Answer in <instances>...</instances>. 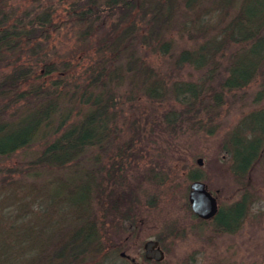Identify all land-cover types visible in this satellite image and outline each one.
Listing matches in <instances>:
<instances>
[{
  "label": "trees",
  "instance_id": "16d2710c",
  "mask_svg": "<svg viewBox=\"0 0 264 264\" xmlns=\"http://www.w3.org/2000/svg\"><path fill=\"white\" fill-rule=\"evenodd\" d=\"M13 13L0 5V62L12 65L0 75V163L18 153L21 160L0 167V220L17 233L21 219L31 225L39 213L30 264H93L108 242L98 192L111 171H122L121 160L131 159L127 152L137 140L134 131L131 140L106 152L123 106L162 107L171 96L186 113L197 104V111L206 110L200 106L209 95L214 105L222 104L227 93L264 75V0H71L62 9L38 4ZM64 22L73 26L74 39L89 44H82L88 53L57 62L35 40H49L53 27L58 31ZM19 51L26 54L11 58ZM184 68L201 75L198 82L179 80ZM177 116L163 114L167 128ZM134 120L143 122L142 111ZM225 143L233 174L240 177L264 150V105L245 115ZM52 170L62 173L48 189L33 187ZM248 198L243 193L219 211L217 230L237 231ZM50 208L59 213L52 222ZM115 244L104 250L117 254Z\"/></svg>",
  "mask_w": 264,
  "mask_h": 264
},
{
  "label": "rangeland",
  "instance_id": "374dc122",
  "mask_svg": "<svg viewBox=\"0 0 264 264\" xmlns=\"http://www.w3.org/2000/svg\"><path fill=\"white\" fill-rule=\"evenodd\" d=\"M69 1L64 0L61 4L60 0H0V5L12 12L14 10L13 15L19 16L23 10H33L38 4L62 9ZM64 23L66 26L63 25L58 31L53 27L49 40H35L41 42L42 54L45 52L48 57L57 58V62L58 59H79L84 52L88 53V47L82 46L86 42L80 44L74 39L73 26ZM177 42L182 44L184 40ZM25 51L21 54L19 51L11 58L22 56L26 54ZM21 59L18 60L20 64L24 58ZM18 63L12 64L17 66ZM11 66L6 67V63L1 61L0 75L3 70H10ZM156 66L165 71V63L158 61ZM176 77L198 82L201 75L184 68ZM260 92L263 97L258 101ZM210 96L200 106L210 108H199L197 111V104L190 113H186L182 105L173 102L171 96L165 98L162 107L154 105L145 108L140 105L138 110L133 111L126 104L123 106V116L120 115L117 123L118 134L110 139V147L106 152L111 154L117 150L118 143H127L134 131L137 140H134L133 150L127 152L131 159H122V171H111L98 192L101 212L106 215L101 220L104 223L100 228L103 234L106 232L108 242H105L93 264H127L119 258L120 252L135 257L140 264H264V150L258 153L256 161L239 179L233 174L230 156L224 149L229 134L237 128L240 120L264 105V75L257 77L241 91L227 93L222 104L214 105L213 97ZM140 111L144 116L141 123V120H134ZM166 112L178 115L176 122L169 128L163 119ZM131 124L136 126L135 130L131 129ZM20 160L21 153H18L2 164L9 165V168L13 163H20ZM2 164L0 167H3ZM104 164L106 161L102 160L101 169ZM61 173L52 170L47 177L35 180L33 187L48 189V183ZM192 175H197L210 191H217L218 203L225 208L239 200L243 193L249 196L248 211L236 232L224 233L217 230L212 222L200 224L193 217L188 202L189 187L194 181L190 179ZM42 191L40 189L39 193L45 194ZM126 212L127 219L123 217ZM36 213L31 225L26 224V219L20 220L23 221L17 233L7 231L5 223L0 220V264H30L35 261L36 242L31 240V230L41 217ZM48 217L50 222L55 221L59 218L58 210L50 208ZM148 240L157 241L163 251L160 262L145 261L143 244ZM112 243L119 247L117 254H108V250H104V247H111ZM105 251L106 255L103 254Z\"/></svg>",
  "mask_w": 264,
  "mask_h": 264
},
{
  "label": "water",
  "instance_id": "95a60500",
  "mask_svg": "<svg viewBox=\"0 0 264 264\" xmlns=\"http://www.w3.org/2000/svg\"><path fill=\"white\" fill-rule=\"evenodd\" d=\"M201 164V161H197ZM188 200L191 211L202 219L211 218L216 210L215 199L206 190L203 182H193L189 187ZM124 256V253L120 254ZM143 255L147 260L160 262L163 259V251L155 240H148L143 244ZM132 264H138L133 258H129Z\"/></svg>",
  "mask_w": 264,
  "mask_h": 264
},
{
  "label": "flooded vegetation",
  "instance_id": "af4514ba",
  "mask_svg": "<svg viewBox=\"0 0 264 264\" xmlns=\"http://www.w3.org/2000/svg\"><path fill=\"white\" fill-rule=\"evenodd\" d=\"M241 177V176H240ZM240 177H239V179H240ZM201 182L199 179H194V181H192V183L193 182ZM206 186V185H205ZM240 186H241V183H240ZM206 190H207V192H209L210 193V195L215 199V202H216V210H215V213H214V215L211 217V218H208V219H202V218H200L199 216H197L196 214H194L193 212H192V214H193V217L195 218V219H197L198 221H200V224L201 223H204V222H212L214 225H216L217 226V223H216V216H217V214L219 213V211L221 210H225V207H223V206H220L219 205V203H218V198H217V196H218V193H217V191H215V192H212V191H210L209 189H208V187L206 186ZM188 202H189V200H188ZM190 205V204H189ZM191 209V208H190ZM237 230L240 228V226H241V219H239V221H238V223H237ZM160 247V246H159ZM161 249V248H160ZM121 253H123V252H120L119 253V258L122 260H125V261H127L128 263H130V264H132L131 262H130V260H129V258H133L134 260H135V262H137L138 260L135 258V257H131V256H129V255H127V254H125L124 253V256H121L120 254ZM143 257H144V255H143ZM145 259V258H144ZM145 261H147V262H151V261H153V260H147V259H145ZM138 263V262H137ZM138 264H140V263H138Z\"/></svg>",
  "mask_w": 264,
  "mask_h": 264
}]
</instances>
